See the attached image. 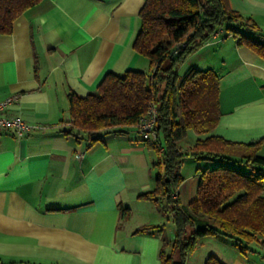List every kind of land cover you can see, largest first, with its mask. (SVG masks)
<instances>
[{
    "label": "crops",
    "instance_id": "0c3cea01",
    "mask_svg": "<svg viewBox=\"0 0 264 264\" xmlns=\"http://www.w3.org/2000/svg\"><path fill=\"white\" fill-rule=\"evenodd\" d=\"M227 1L258 26L240 29L264 40V0ZM143 3L40 0L14 20L10 34H0V101L16 95L7 114L32 126L22 136L0 133V264H161V239L172 238L174 226L137 231L161 223L160 207L138 196L154 186L158 153L136 127L103 130L93 143L62 131L70 120L69 92L85 96L108 72L147 66L132 46ZM220 66L221 114L212 133L255 144L264 157V55L222 30L179 71ZM187 134L178 142L185 153L198 137L186 140ZM254 170L264 175V166ZM119 206L130 209L128 218L121 219ZM210 237H199L185 264H204L208 255L222 264H264L258 242L241 252L236 244L217 247Z\"/></svg>",
    "mask_w": 264,
    "mask_h": 264
},
{
    "label": "trees",
    "instance_id": "16d2710c",
    "mask_svg": "<svg viewBox=\"0 0 264 264\" xmlns=\"http://www.w3.org/2000/svg\"><path fill=\"white\" fill-rule=\"evenodd\" d=\"M40 0H0V34L12 32L14 20ZM140 26L133 48L148 59L150 73L130 69L123 74L108 72L94 93L77 96L69 92L70 120L62 130L90 143L99 140L103 130L120 132L136 127L149 105L156 109L155 138L149 148L158 153L154 186L139 197L154 201L170 215L172 238L162 237L161 264H185L199 237L225 235L236 240L241 252L246 243L264 247V175L255 171L264 166L255 144L241 145L214 135L219 117L220 73L212 68L175 69L195 50L223 30L237 44H246L264 55V40L249 36L240 27L257 29L248 17L232 10L227 0H144L139 10ZM180 64V65H179ZM191 130L198 137L186 152L206 160H237L251 169L242 172L224 162L199 174L197 194L187 206L180 204L178 188L183 177L180 168L185 152L178 142ZM121 219L130 209L119 206ZM162 226H142L137 231ZM204 264H222L208 255Z\"/></svg>",
    "mask_w": 264,
    "mask_h": 264
},
{
    "label": "rangeland",
    "instance_id": "374dc122",
    "mask_svg": "<svg viewBox=\"0 0 264 264\" xmlns=\"http://www.w3.org/2000/svg\"><path fill=\"white\" fill-rule=\"evenodd\" d=\"M179 67L175 66V69L178 70ZM220 68H222V66H220L218 68L219 73L221 71ZM143 71L146 73H150V71H151L148 60H147V66L145 67V69ZM192 133L193 132L191 130L188 131V134H187L188 136H187L186 140L188 139L189 136L191 137V135L194 134V133L193 134ZM183 158H184V166L182 169L180 168V174L183 177V180L180 182V185H179V188H181V186H182V191H181L179 198H180V204L183 206H187L191 201H193L195 199L196 194H197L196 193L197 192V181L199 178V174L201 172H203L207 167L212 168V167L218 166L222 162H224L227 166H231V167L235 168L236 170H239V171L248 170L247 167H245L244 165H240V162L237 160H234V159L225 160V161L203 160L201 162L205 163L206 165H204V166L201 165V166H203V167H201L200 165H197V163L194 162L195 158H192L189 154L185 153L183 155ZM141 215L142 214H139L137 216V218L138 217L140 218ZM159 217H160L159 220H161L160 225L162 226V229H164L165 233L169 231L170 227L173 228L172 218L167 217V214H165V212L161 211V214ZM155 219H157V218L155 217ZM210 238L213 239L211 243L213 245H216L217 247L223 248L224 245H228V246L232 245L233 247H235L237 245L235 239L228 237V236H225V235H216L213 237L211 236Z\"/></svg>",
    "mask_w": 264,
    "mask_h": 264
},
{
    "label": "built area",
    "instance_id": "2783aa9c",
    "mask_svg": "<svg viewBox=\"0 0 264 264\" xmlns=\"http://www.w3.org/2000/svg\"><path fill=\"white\" fill-rule=\"evenodd\" d=\"M15 99L16 95H10L0 101V133L11 129L17 136H22L29 131L32 126L20 116H10L7 114L9 106ZM156 119V109L153 105H149L147 111L140 117L137 124L138 132L143 139L155 138L154 126Z\"/></svg>",
    "mask_w": 264,
    "mask_h": 264
}]
</instances>
